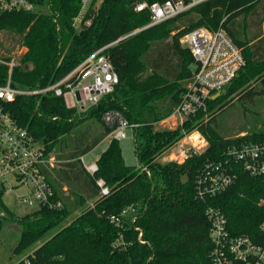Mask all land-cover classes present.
Masks as SVG:
<instances>
[{
    "label": "trees",
    "instance_id": "obj_1",
    "mask_svg": "<svg viewBox=\"0 0 264 264\" xmlns=\"http://www.w3.org/2000/svg\"><path fill=\"white\" fill-rule=\"evenodd\" d=\"M167 0H102L90 27L72 26L81 0H32L38 11L12 12L0 16V32L20 37L25 49L13 69V86L24 90L43 89L76 69L90 54L110 45L104 54L112 62L120 82L114 92L86 111L70 109L54 93L17 96L8 110L19 126L27 129L46 148L73 150L65 156L69 170L60 179L69 187L60 210L44 207L8 217L21 226L15 253L37 244L46 234L54 235L18 264H214L210 239L209 207L227 217L234 236H248L264 243V175L250 176L236 166V183L205 202L197 199L195 183L209 162L224 160L232 144L264 139V130L243 137L223 138L215 129L216 115L233 99L264 97V0H207L162 24L151 22L148 10L136 12L141 3ZM252 26L258 29L250 35ZM205 27L227 31L247 61L222 94L208 102V109L187 118L174 129H158L173 114L192 79L195 60L181 39ZM9 68L0 66V84ZM109 110L119 111L133 129L139 166L126 163L120 141L107 127L96 140L89 126L81 136L74 133L89 121L101 125ZM199 132L209 146L191 152L182 163L161 162L164 155L186 136ZM111 141L98 160L99 171L87 174L80 156L92 151L105 137ZM109 188L101 195L97 180ZM5 190L0 192L1 197ZM93 200L92 205L88 204ZM136 209L129 224L123 211ZM82 210L71 218L75 211ZM120 219V224L112 220Z\"/></svg>",
    "mask_w": 264,
    "mask_h": 264
},
{
    "label": "built area",
    "instance_id": "obj_2",
    "mask_svg": "<svg viewBox=\"0 0 264 264\" xmlns=\"http://www.w3.org/2000/svg\"><path fill=\"white\" fill-rule=\"evenodd\" d=\"M205 1L207 0H167L152 4L145 2L138 4L135 11H150L151 22L147 27H152L171 20ZM101 2L102 0H81L80 10L73 18L72 26L77 30L90 27L94 12ZM36 10L38 11L32 0H0V16ZM181 44L190 50L195 65L192 79L172 114L182 119L180 124L189 117H196L205 112L209 100L218 98L247 63L242 50L221 27L218 30L197 28L186 34L181 39ZM108 47L110 45L90 54L76 69L55 84L35 90L14 87L12 73L19 62L15 59L0 58V66L6 65L9 68L6 83L0 84L1 190L26 187L28 192L19 196V201L32 211L44 207L60 210L64 207V202L57 196L48 179V172L54 167V160L49 158L44 145L27 129L18 125L8 110V104L17 96L52 92L58 97H63L70 109L86 111L98 105L104 96L114 92L120 82L112 62L104 54ZM102 122L111 130V137L118 141L127 137L128 129L138 127L137 124L129 123L116 110L105 112ZM179 143L170 150L171 153ZM192 151L186 153L180 150L174 158L170 156L172 159L169 161L186 160ZM224 155V160L209 162L198 174L195 183L197 199L205 202L232 187L238 179L237 165L250 176L264 175V139L232 144L226 148ZM84 167L92 176L99 171L97 162L84 164ZM97 186L101 195L109 194V188L103 179L97 180ZM258 204L264 206V199ZM130 210L136 213V209ZM127 211H123L122 215ZM207 216L211 223L210 239L213 244L214 264H264V243H255L248 236L232 235L227 217L219 208L209 207ZM112 220L120 224L119 218L112 217ZM262 229L264 230V223ZM26 264H30L29 261Z\"/></svg>",
    "mask_w": 264,
    "mask_h": 264
},
{
    "label": "rangeland",
    "instance_id": "obj_3",
    "mask_svg": "<svg viewBox=\"0 0 264 264\" xmlns=\"http://www.w3.org/2000/svg\"><path fill=\"white\" fill-rule=\"evenodd\" d=\"M264 26V25H263ZM205 28V27H204ZM264 30V29H263ZM250 35H253L258 29L252 26ZM20 37L9 31L0 32V58L4 60L15 59L19 61L22 52L25 49L20 45ZM193 69V67H192ZM225 107L216 115V122L214 124L217 132L227 139L241 137L244 134H253L264 130V97L256 96L251 99H233L232 102L224 103ZM182 119L178 115H172L168 119L160 122L157 126L158 129H174L180 125ZM185 121V120H184ZM183 121V122H184ZM96 125V127L94 126ZM92 127L96 132L102 125L89 121L86 125L81 126L75 133L74 137L81 136L87 127ZM127 137L120 140V145L125 157L126 163L130 166H139L138 159L135 153V140L133 130H127ZM195 138H194V137ZM106 143L103 146L96 148L89 156H86V163L96 161L95 158L103 151ZM209 146L208 141L199 132H194L188 137L184 138L174 148V152L166 153L161 159V162L174 158L175 154L181 150V152L188 151H200L203 152ZM176 149V151H175ZM172 156V157H170ZM185 160L180 159L179 163ZM0 182V192H1ZM28 192V189L24 186L15 190H5L1 197L0 202V264H18L22 259L38 248L42 243L54 235L61 227L55 228L48 234H46L37 244L31 248L23 251L22 253H15V249L20 241L22 229L16 222L12 221L8 217V211L13 212L15 215L24 216L31 210L24 204L20 203L19 196ZM82 210L75 211L70 219H73L81 213ZM137 213V212H136ZM136 213H133L130 209L124 215L126 221L131 224Z\"/></svg>",
    "mask_w": 264,
    "mask_h": 264
},
{
    "label": "crops",
    "instance_id": "obj_4",
    "mask_svg": "<svg viewBox=\"0 0 264 264\" xmlns=\"http://www.w3.org/2000/svg\"><path fill=\"white\" fill-rule=\"evenodd\" d=\"M94 126L96 127V125H94ZM92 127L91 126L89 127L90 130H91V136H90L91 140H93V139L96 140L98 137H100L104 133L105 128H106L105 125H102L100 128L97 127L98 130L95 132ZM110 141H111V137L110 136L105 137L92 151H90L89 153H87L85 155L80 156L79 160H80V164L82 165L83 169H85L84 164H87L86 160H85L86 156H89L91 154V152H93L99 146H103L104 143H106V146L103 149V151H105L107 149ZM72 150H73L72 147H66L65 151H61L60 149L56 148L54 151H52L49 154V158L54 160V167L51 169L50 172H48V179H49L50 183L52 184L57 196L64 203H69V204L72 202L73 199H71V200H67L66 199V196H68L69 187H68L67 183L63 182L60 179L59 172L60 171H66V170L70 169L67 166H68V164H71V162H73V160H71V159L66 160L65 158H67V157H65V156H68V154L70 152H72ZM100 154H99V156H100ZM99 156H97V158H95L96 161H92L90 163L97 162ZM166 161H168V160H165V162ZM85 171L87 172L86 169H85ZM87 174H89V173L87 172ZM92 203H93V200L88 202V204H91V205H92ZM30 212H32V210Z\"/></svg>",
    "mask_w": 264,
    "mask_h": 264
},
{
    "label": "bare ground",
    "instance_id": "obj_5",
    "mask_svg": "<svg viewBox=\"0 0 264 264\" xmlns=\"http://www.w3.org/2000/svg\"><path fill=\"white\" fill-rule=\"evenodd\" d=\"M194 137V136H193ZM195 138V137H194Z\"/></svg>",
    "mask_w": 264,
    "mask_h": 264
},
{
    "label": "water",
    "instance_id": "obj_6",
    "mask_svg": "<svg viewBox=\"0 0 264 264\" xmlns=\"http://www.w3.org/2000/svg\"><path fill=\"white\" fill-rule=\"evenodd\" d=\"M219 96V95H218Z\"/></svg>",
    "mask_w": 264,
    "mask_h": 264
}]
</instances>
